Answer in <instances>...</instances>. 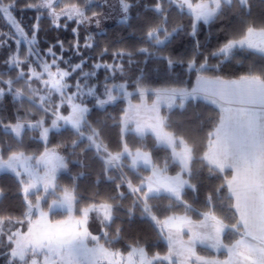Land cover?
Returning a JSON list of instances; mask_svg holds the SVG:
<instances>
[{
  "label": "snow or ice",
  "instance_id": "obj_1",
  "mask_svg": "<svg viewBox=\"0 0 264 264\" xmlns=\"http://www.w3.org/2000/svg\"><path fill=\"white\" fill-rule=\"evenodd\" d=\"M17 11L33 12L32 22L24 25ZM0 17L9 24L0 32L7 51L0 60V174H10L22 197L18 213L0 212V264H264V19L252 17L250 0H0ZM113 19L129 28L142 21L140 46L103 40ZM218 21L228 22L219 27L223 40L208 50L200 27ZM45 22L72 39L45 45ZM181 32L192 38L191 55H164ZM136 56L166 72L186 66L196 84L150 88ZM238 57L250 58L244 74L224 75ZM202 100L216 106L215 116L196 126L174 118ZM125 101L119 117L108 113ZM93 113L103 116L93 121ZM113 128L115 148L107 142ZM65 133L67 140L49 147L50 136ZM26 139L44 150L27 152ZM194 163L220 181L203 201L187 198L200 193ZM70 164L81 171L63 185L58 173ZM93 173V190L82 192L78 181ZM137 211L165 253L150 252L139 238L117 247ZM198 246L217 255H201Z\"/></svg>",
  "mask_w": 264,
  "mask_h": 264
},
{
  "label": "trees",
  "instance_id": "obj_2",
  "mask_svg": "<svg viewBox=\"0 0 264 264\" xmlns=\"http://www.w3.org/2000/svg\"><path fill=\"white\" fill-rule=\"evenodd\" d=\"M144 3H148L149 0H143ZM250 9L252 13V17L259 20L264 19V0H250ZM133 17L137 15L136 10L132 12ZM15 16L24 22V25H29L32 22V17L34 13L31 11L28 12H19L15 13ZM142 21H138L133 19L131 23L133 27L129 28L124 25H119L116 23V20L106 21L107 27L104 29L107 35L103 38V40H116L120 37H123V44L117 45V47H127L131 48L133 46H140L137 44V37L140 35L138 30V25ZM175 22V21H174ZM182 23L187 25L188 20L185 18ZM227 21H218L213 25H202L199 30V40L206 44L207 49H214L219 41L223 40L224 33L219 31V27L227 24ZM44 31L40 33V39L42 42L47 45L49 43L55 42L56 39L64 40L66 45L67 42L72 39L71 32L53 31L48 29L47 22L43 25ZM9 24L7 23L5 18L0 17V32H8ZM23 44V42H22ZM13 48L16 47L15 43L12 42L11 45ZM193 41L190 36H188L185 32H181L176 38L168 45L167 49L163 53L164 55H170L173 59H184L186 60L188 56L192 53ZM7 55L6 49H0V60H3ZM246 55V54H245ZM241 62H237V60H232L230 63H226L224 68V75L235 78L236 76L244 74L247 70L248 64L250 63L249 59H244L243 57H238ZM135 60L139 62V67L146 69L144 72L145 83L153 89L158 88H166V87H187L191 88L194 86L196 81V75L189 73L186 69V66L177 65L175 71H165L164 65L160 64L158 61L154 59L149 61L147 64L144 63L145 57L136 56ZM131 90V89H130ZM153 99V98H152ZM135 101L138 99H134ZM4 107L7 109L5 115L8 114L12 110V101L11 98L8 97L3 101ZM127 106V102H120L114 106H110L108 108V113L112 116L119 117L121 114V109ZM216 106L207 101H200L198 107L189 106L186 111L179 112L177 111L174 115V118L185 123L186 125L196 126L199 120L207 117V116H215L216 115ZM98 116H103V113H93L90 116V119L95 121ZM111 124V121H109ZM119 129H110L109 130V139L107 142H110L111 147L115 148L116 141L118 139L117 133ZM62 140H67V133L64 136L54 135L50 136L49 147H55ZM151 143V140H148ZM130 145L134 144L135 141L132 137H129ZM27 148L25 149L27 152H42L43 145L37 143L36 141L27 140L26 139ZM163 155V153H161ZM98 169V165H95ZM194 171H199V178L201 181L200 193L197 197V194L188 192V199L192 200L193 198H198L200 201H203L206 188L210 184H218L220 181L218 179L208 180L207 177V169L200 170L199 163L193 164ZM70 171H61L58 173L59 182L63 185L71 184V177L75 176L78 172L81 171L80 168L69 165ZM177 168L175 166L170 167L169 173L175 174ZM96 179L95 174L88 176L87 178H83L78 181L80 185V190L83 192L85 189H88L89 192L93 190L92 184ZM108 185L102 183L99 186V191L104 192L107 189ZM0 212L4 215L8 214H16L18 213V206L20 199L22 198L18 193L16 185L12 180L10 174H0ZM129 202H125L127 206ZM157 203V202H153ZM161 207L165 206L168 202L161 201L159 202ZM199 206V205H197ZM162 218V217H161ZM126 240L121 244H118L117 247H122L123 243L131 242V238H139L141 243L146 244L147 249L150 252H161L162 254L166 252V244L163 241L157 240L156 232L153 231L150 224L146 221H141L139 216V211L136 212V215L131 223L127 221L124 224ZM93 230H95V226H93ZM153 244H156V247H152ZM197 251L201 255H217L212 250H205L203 246H199ZM219 257H224L223 254H220Z\"/></svg>",
  "mask_w": 264,
  "mask_h": 264
},
{
  "label": "rangeland",
  "instance_id": "obj_3",
  "mask_svg": "<svg viewBox=\"0 0 264 264\" xmlns=\"http://www.w3.org/2000/svg\"><path fill=\"white\" fill-rule=\"evenodd\" d=\"M22 42H23V40H22ZM132 102H133V103H137V102H138V100H136V101H135V100H133ZM169 174H170V173H169ZM170 175H174V174H170ZM0 196H1V191H0Z\"/></svg>",
  "mask_w": 264,
  "mask_h": 264
},
{
  "label": "crops",
  "instance_id": "obj_4",
  "mask_svg": "<svg viewBox=\"0 0 264 264\" xmlns=\"http://www.w3.org/2000/svg\"><path fill=\"white\" fill-rule=\"evenodd\" d=\"M195 84H196V81H195ZM195 84H194V86H195ZM153 99H154V97H153ZM149 102H151V100L149 101ZM208 102V101H207ZM185 239H186V237H185ZM199 247V246H198ZM197 247V248H198ZM219 258H221V259H223L224 257H219Z\"/></svg>",
  "mask_w": 264,
  "mask_h": 264
}]
</instances>
